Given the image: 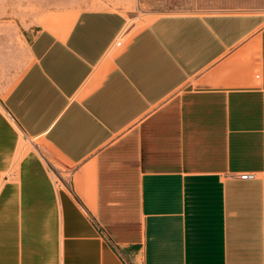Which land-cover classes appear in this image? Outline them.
Instances as JSON below:
<instances>
[{
  "label": "crops",
  "instance_id": "1",
  "mask_svg": "<svg viewBox=\"0 0 264 264\" xmlns=\"http://www.w3.org/2000/svg\"><path fill=\"white\" fill-rule=\"evenodd\" d=\"M179 1L132 33L115 8L25 28L0 96V264H264V0Z\"/></svg>",
  "mask_w": 264,
  "mask_h": 264
},
{
  "label": "rangeland",
  "instance_id": "2",
  "mask_svg": "<svg viewBox=\"0 0 264 264\" xmlns=\"http://www.w3.org/2000/svg\"><path fill=\"white\" fill-rule=\"evenodd\" d=\"M85 8L122 10L128 19L132 18L129 26L131 33L160 14L193 11L192 6L179 0H0V96L7 93L30 63L29 38L26 36L25 28L48 27L46 20L56 15H62L63 18L57 21L55 26L66 27L72 21L69 17L75 16ZM144 13H152L153 16H148L144 22H141ZM23 141L28 149H33V145L39 146L40 149L42 146L48 150L50 148L41 138L23 139ZM41 150L42 154L50 159V163L46 162V164L52 177L64 187V184H67L65 181L68 180L69 183L71 180V171L67 170L52 153ZM54 166L61 169L63 177L58 176Z\"/></svg>",
  "mask_w": 264,
  "mask_h": 264
},
{
  "label": "built area",
  "instance_id": "3",
  "mask_svg": "<svg viewBox=\"0 0 264 264\" xmlns=\"http://www.w3.org/2000/svg\"><path fill=\"white\" fill-rule=\"evenodd\" d=\"M236 177L243 180H251L256 178V174L254 172H241L237 173Z\"/></svg>",
  "mask_w": 264,
  "mask_h": 264
},
{
  "label": "bare ground",
  "instance_id": "4",
  "mask_svg": "<svg viewBox=\"0 0 264 264\" xmlns=\"http://www.w3.org/2000/svg\"><path fill=\"white\" fill-rule=\"evenodd\" d=\"M21 144H23V142H21ZM20 146V145H19Z\"/></svg>",
  "mask_w": 264,
  "mask_h": 264
}]
</instances>
